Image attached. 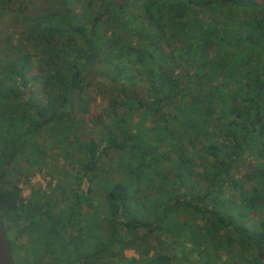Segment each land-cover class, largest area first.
Segmentation results:
<instances>
[{
    "label": "trees",
    "instance_id": "16d2710c",
    "mask_svg": "<svg viewBox=\"0 0 264 264\" xmlns=\"http://www.w3.org/2000/svg\"><path fill=\"white\" fill-rule=\"evenodd\" d=\"M8 11L24 47L0 44V220L34 235L26 261L172 264L169 240L196 264H264V0H0ZM94 76L112 93L101 113L84 102ZM79 113L99 133L63 154L75 186L23 196L28 142L69 146Z\"/></svg>",
    "mask_w": 264,
    "mask_h": 264
},
{
    "label": "rangeland",
    "instance_id": "374dc122",
    "mask_svg": "<svg viewBox=\"0 0 264 264\" xmlns=\"http://www.w3.org/2000/svg\"><path fill=\"white\" fill-rule=\"evenodd\" d=\"M20 6L22 7V5ZM36 6L38 5L36 4ZM38 7L31 6L28 8V11L31 12L33 10H38ZM22 29L23 22L20 19L18 11H8L0 13V44L2 43V39H7V41H9V45L12 48L13 46H15L17 47L16 50H21L24 47L23 42L20 40ZM7 47L9 46L7 45ZM5 51V47L1 45L0 56L2 57V59L5 57ZM28 89V91L30 92L33 91L37 97L41 99L43 98V95H41L39 92L38 85L31 84L28 86ZM84 95V102L89 107L90 113H101L106 107H108L110 101L109 98L112 96V93L107 82L103 81L99 77L94 76L92 78L91 85L85 87ZM78 115H83V119L79 123V129L77 130L75 135L72 136L69 146H67V140L66 142H63L61 144L58 143L57 145H55L56 147H50L45 141H48L50 143H57V139L54 134H50L48 132H44L42 136H37L28 142V146L30 148L38 146L37 149H40V151L37 152V154L32 155L30 157V160H27L26 155L23 154L15 162L16 164H14V166L20 168V171L15 172V178L18 179V185L23 196L29 197L33 191H39L41 193L43 192L45 194V197L47 196L46 200H48L49 198L50 200H53L60 197L61 194V192H58V190H56L55 188L56 183H60L61 186H64L66 188H69L70 185L75 186L76 181H74L70 176L64 174L65 172H67V169L70 172L72 171L74 173V171L79 168L77 164L78 162H75L74 160L81 158L82 155H76L74 146L76 142L74 141V139L76 137L77 140H85L89 136L97 137L99 133L98 126L93 125L90 121H88V118L90 116L89 113H79ZM135 117L138 119L137 114L135 115ZM66 150H70L71 154L74 155L73 157H71L72 159H74L73 163H69L67 157L63 155ZM88 184L89 182L86 179H83L80 183L81 191H85ZM94 189L96 199H98L99 201L102 200L103 189L98 186L96 187L95 185ZM86 209L89 208L88 206L84 205V210ZM18 232L22 233L20 231L10 232V235L16 238L17 247H19L20 242H22V240H20L19 242L17 239L23 238L20 237L22 235L24 236V234L16 236V233ZM75 232V229H68V233L70 234H74ZM168 241L169 240L164 241L163 246L167 248V251H169L168 253L173 257L172 264H190L192 262L195 264L197 263L199 259L198 252H192L188 249L183 250V248L180 247L179 244L172 243L171 245L168 243ZM22 253L21 251L19 252V250H16L15 256L17 262H22ZM123 254L125 257L140 258V254L137 252V250L131 248L125 249ZM48 258L49 256L43 257V259L41 260V264H46ZM110 262H112V264H117L115 257H113Z\"/></svg>",
    "mask_w": 264,
    "mask_h": 264
},
{
    "label": "flooded vegetation",
    "instance_id": "af4514ba",
    "mask_svg": "<svg viewBox=\"0 0 264 264\" xmlns=\"http://www.w3.org/2000/svg\"><path fill=\"white\" fill-rule=\"evenodd\" d=\"M30 232V231H29ZM29 232L28 231H22V233H20L18 236H20L21 234H24V236L22 235V236H20V237H23V238H20V239H17L19 242H20V240H22V242H20V244H19V247H17V249H12L11 250V248H10V259H9V264H15V262L17 261V259H16V256H15V252H16V250H19V252L21 251V253L23 254V260H22V262L20 263V262H18V264H34L33 263V259H32V261H26L24 258H26L27 257V255H31V253L33 252V251H35V250H37L38 249V244H34V243H32V241H34V235H32V233L31 234H29ZM10 234V233H9ZM7 237V236H6ZM18 238V237H17ZM9 239L11 240V241H14V243L16 244V238H14V237H12L11 235H9L8 237H7V240H8V243H9ZM17 241V242H18ZM9 246H10V244H9ZM16 246H17V244H16ZM31 256H33V255H31ZM34 257V256H33ZM17 263V262H16ZM48 262H46V264H47Z\"/></svg>",
    "mask_w": 264,
    "mask_h": 264
},
{
    "label": "water",
    "instance_id": "95a60500",
    "mask_svg": "<svg viewBox=\"0 0 264 264\" xmlns=\"http://www.w3.org/2000/svg\"><path fill=\"white\" fill-rule=\"evenodd\" d=\"M10 246L6 237L3 223L0 220V264H9Z\"/></svg>",
    "mask_w": 264,
    "mask_h": 264
}]
</instances>
